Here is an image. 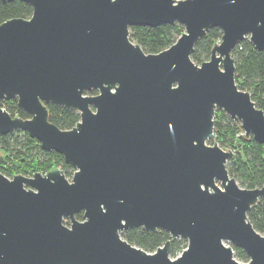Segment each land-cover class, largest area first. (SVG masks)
I'll return each mask as SVG.
<instances>
[{
  "label": "water",
  "instance_id": "water-1",
  "mask_svg": "<svg viewBox=\"0 0 264 264\" xmlns=\"http://www.w3.org/2000/svg\"><path fill=\"white\" fill-rule=\"evenodd\" d=\"M22 1L32 15L0 23V99L30 117L0 105V134L28 131L75 170L71 180L60 167L0 171V264H264V233L248 217L264 185L240 186L227 167L234 152L209 142L220 108L264 144V109L232 55L245 38L264 51V0ZM176 22L184 32L156 53L130 35ZM211 27L221 42L198 64ZM49 102L80 120L60 128ZM135 226L170 238L147 251L122 236ZM178 238L188 244L172 257Z\"/></svg>",
  "mask_w": 264,
  "mask_h": 264
},
{
  "label": "trees",
  "instance_id": "trees-1",
  "mask_svg": "<svg viewBox=\"0 0 264 264\" xmlns=\"http://www.w3.org/2000/svg\"><path fill=\"white\" fill-rule=\"evenodd\" d=\"M31 4L22 0L3 2L0 0V23L14 18H28L32 15ZM183 24L163 23L158 26H131V38L139 43L148 53H156L171 46L184 32ZM222 37L219 27H211L207 33L196 43L192 59L201 64L210 58L211 50L217 40ZM236 64V80L240 87L251 92L258 106L264 109V51L255 48L249 38L239 41L232 52ZM96 91L90 92L94 94ZM0 105L5 107L13 116L23 118L30 114L19 107L17 99H0ZM49 117L52 122L62 129H70L80 120V113L74 108L47 103ZM241 126L236 123L224 110L217 108L215 113V138L222 147H229L235 155L227 165L231 175L240 178L248 188L264 185V144L256 141L252 136L238 134ZM0 171L9 177L16 174H33L38 169L50 170L61 164L66 175L73 167L66 163L62 154L55 150L45 151L41 148L37 138L32 137L28 131L17 129L7 134H0ZM39 156L45 157L43 160ZM54 157V160L53 158ZM83 219V212L77 213ZM248 217L253 225L264 233V198L252 206ZM69 223V221H66ZM122 236L129 242L155 251L163 245L170 234L162 228L147 230L143 226L129 227L122 231ZM187 244V243H186ZM177 240L172 242L171 252L175 253ZM187 247V245L185 246ZM236 256L248 261L249 257L243 249L234 246Z\"/></svg>",
  "mask_w": 264,
  "mask_h": 264
},
{
  "label": "rangeland",
  "instance_id": "rangeland-1",
  "mask_svg": "<svg viewBox=\"0 0 264 264\" xmlns=\"http://www.w3.org/2000/svg\"><path fill=\"white\" fill-rule=\"evenodd\" d=\"M209 59V58H208ZM208 59H206V60H208ZM236 122V121H235ZM236 123H238V122H236ZM239 124V123H238ZM239 126H240V124H239ZM238 134H245L244 133V130L243 129H241L240 131H239V133ZM210 143H212V141H209ZM224 149H227V150H230L231 148H229V147H223ZM233 152H234V155H235V151L234 150H232ZM40 157V159L41 160H43L45 157H42V156H39ZM51 158H53V160H54V157H51ZM232 159H229L228 160V163H227V165L228 164H230V161H231ZM62 165L61 164H59V165H55V167H60V168H62L61 167ZM74 168L73 169H70V174H68V175H66L67 177H68V179H72V176H73V173H74ZM38 171H40V172H42V173H45V172H47V170H43V169H38ZM65 174H66V172H65ZM26 175H32V174H26ZM233 176V175H232ZM235 177V176H234ZM236 178V177H235ZM237 179V182L239 183V185L240 186H242V187H245V188H248L243 182H242V180L240 179V178H236ZM77 216V215H76ZM78 218V217H77ZM80 219V218H79ZM66 221H69V219H65V222ZM177 240V245H176V250H175V253L174 254H172V252H171V256L172 257H176V256H178V255H180L181 253H182V251L186 248L185 246L188 244V240L186 239V238H178V239H176ZM187 243V244H186ZM228 244H231V243H229V242H227ZM232 245V244H231ZM234 254H235V257L238 259V260H240V261H244L245 262V260H242V259H240L238 256H236V250H234Z\"/></svg>",
  "mask_w": 264,
  "mask_h": 264
},
{
  "label": "built area",
  "instance_id": "built-area-1",
  "mask_svg": "<svg viewBox=\"0 0 264 264\" xmlns=\"http://www.w3.org/2000/svg\"><path fill=\"white\" fill-rule=\"evenodd\" d=\"M221 42V38L217 40V43Z\"/></svg>",
  "mask_w": 264,
  "mask_h": 264
},
{
  "label": "flooded vegetation",
  "instance_id": "flooded-vegetation-1",
  "mask_svg": "<svg viewBox=\"0 0 264 264\" xmlns=\"http://www.w3.org/2000/svg\"><path fill=\"white\" fill-rule=\"evenodd\" d=\"M94 91H96V90H94ZM93 92V91H92ZM96 93H97V91H96ZM95 94V93H94Z\"/></svg>",
  "mask_w": 264,
  "mask_h": 264
}]
</instances>
